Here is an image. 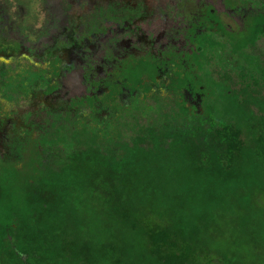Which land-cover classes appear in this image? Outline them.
<instances>
[{
  "label": "trees",
  "instance_id": "1",
  "mask_svg": "<svg viewBox=\"0 0 264 264\" xmlns=\"http://www.w3.org/2000/svg\"><path fill=\"white\" fill-rule=\"evenodd\" d=\"M134 5L31 46L0 0V264H264V0Z\"/></svg>",
  "mask_w": 264,
  "mask_h": 264
},
{
  "label": "rangeland",
  "instance_id": "2",
  "mask_svg": "<svg viewBox=\"0 0 264 264\" xmlns=\"http://www.w3.org/2000/svg\"><path fill=\"white\" fill-rule=\"evenodd\" d=\"M9 9L8 26L15 34L23 37L25 41L31 45L46 43L50 35L60 29V19L62 11L59 5V0H3ZM216 1V0H214ZM86 52V51H85ZM78 51L72 57L77 63H83V55L89 54L93 58H98L101 54L99 48L93 45L90 47V52ZM68 86L74 92H80L83 88L81 82V70L76 68L68 73ZM238 236V235H237ZM234 238V236H233ZM213 247L218 250L228 249L230 241H215ZM244 246L240 249L243 250ZM246 249V248H245ZM238 264V262L236 263Z\"/></svg>",
  "mask_w": 264,
  "mask_h": 264
},
{
  "label": "flooded vegetation",
  "instance_id": "3",
  "mask_svg": "<svg viewBox=\"0 0 264 264\" xmlns=\"http://www.w3.org/2000/svg\"><path fill=\"white\" fill-rule=\"evenodd\" d=\"M109 1H111V0H109ZM120 1H123V0H120ZM126 1L129 2L132 6L134 4L136 5L137 2L141 1L143 3V5H145L146 11H148V12L150 10L152 11L150 14L151 17L155 12L158 13L160 11V9L163 8V5H165V0H126ZM97 2H98V0H59V5H60L61 11H62V16L60 19V29H58V30H68L71 27L75 28V29H81V27L83 26V24H81L79 21L81 14L82 13H85V14L91 13V11L93 10V7L95 6V4ZM157 3H158V6L156 7L155 4H157ZM3 4H4L5 8L7 9V14H8L7 20H8V22H10L9 21L10 15H9L8 6L4 3V1H3ZM159 6H161V7H159ZM150 16L149 17L147 16L145 18V20L147 21L146 23L145 22H139L140 20L136 19V20H133L134 25H129V23L125 21V22H123V27L112 28L111 31L109 30L108 36L113 35V34H118V33H121L124 35H129L128 33H131L130 36H126V37L121 35L122 39H119L122 42V44L124 43L128 47L131 46L133 41L138 43L141 40H145L147 33L150 30H152L150 28V25H149ZM136 18H138V16H136ZM133 33H135V35ZM104 39L105 38L101 37V39H99V41L105 42ZM95 40H96V38H93V37L90 38V36L87 38H84V41L90 42V44H92L95 48H99L100 47L99 45H95Z\"/></svg>",
  "mask_w": 264,
  "mask_h": 264
}]
</instances>
